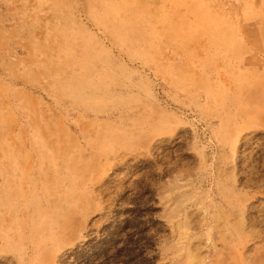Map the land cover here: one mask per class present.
<instances>
[{"label": "rangeland", "instance_id": "374dc122", "mask_svg": "<svg viewBox=\"0 0 264 264\" xmlns=\"http://www.w3.org/2000/svg\"><path fill=\"white\" fill-rule=\"evenodd\" d=\"M0 264H264V0H0Z\"/></svg>", "mask_w": 264, "mask_h": 264}]
</instances>
